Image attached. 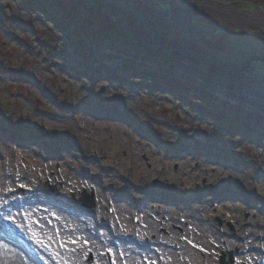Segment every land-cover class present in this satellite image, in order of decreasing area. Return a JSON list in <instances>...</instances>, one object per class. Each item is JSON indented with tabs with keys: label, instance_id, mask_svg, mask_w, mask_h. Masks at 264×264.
<instances>
[{
	"label": "rangeland",
	"instance_id": "obj_1",
	"mask_svg": "<svg viewBox=\"0 0 264 264\" xmlns=\"http://www.w3.org/2000/svg\"><path fill=\"white\" fill-rule=\"evenodd\" d=\"M62 3L71 9L69 19L81 29L82 52L54 12L38 14L27 0H0V194L3 189L12 192L6 199L5 216L11 214L17 220L19 209L24 215L22 207L33 206L71 217L80 226L77 234L82 232L95 241L91 249L85 250L88 243H84L75 251V262L81 258L85 264H96L95 259L106 252L116 264L131 258L138 264H160L163 249L170 258L175 254L176 260L170 264H185L182 243L211 220L205 239L214 254L213 264H219L221 252L228 261V251L240 264H264V14L259 15L261 21L246 23L231 12L264 10V0L210 1L208 5L216 8L210 17L204 3L190 9L177 0ZM50 9L47 6L48 12ZM221 10L228 12L219 14ZM186 12L190 13L186 16ZM95 17L138 47L130 42L121 46L114 36L97 39ZM150 49L166 60L155 62L158 55L145 53ZM196 62L205 65L196 69ZM214 63L221 64L216 67L218 72L208 71L207 64ZM162 79L170 87L164 86ZM184 85L200 92L198 97L208 96L207 106L190 108V98L174 93ZM208 114L216 115L217 120L207 119ZM234 114L247 117L249 128H241ZM77 122L82 123L81 130H77ZM139 124L156 133L140 131ZM155 139L172 148L158 145ZM92 147L101 161L86 160ZM28 155L41 163L27 161ZM121 161L136 167L118 168ZM17 163L18 173L14 172ZM101 166L111 169L104 172ZM189 166L197 176L188 178H196L199 184L204 179L205 184L182 207L187 217L177 219L180 198L158 191L190 187ZM46 180L58 194L62 191L75 199L82 198L83 189L89 193L92 188L101 211L95 217L66 209L48 196ZM15 183L32 184V191L17 192ZM131 185L156 192H135ZM116 191L127 194L121 210L117 202L122 199L115 196ZM132 195L143 198L141 209L131 205ZM107 202L116 210L115 223L122 222V211L125 224H129L130 212L138 210L139 224L150 244H117V238L97 227L103 223ZM192 210H201V215L192 214ZM203 210L208 211L210 220ZM214 217L223 223L218 225ZM55 228L65 232L57 223ZM171 231L177 240L161 246L159 238H168ZM131 232L125 226L124 233ZM2 235L10 233L0 232V256L19 258L23 264H36L35 260L42 264L28 248L30 238L15 234L8 240ZM98 241H104V246ZM196 248L204 261L209 251L202 244ZM43 255L49 264H57L51 255Z\"/></svg>",
	"mask_w": 264,
	"mask_h": 264
},
{
	"label": "bare ground",
	"instance_id": "obj_2",
	"mask_svg": "<svg viewBox=\"0 0 264 264\" xmlns=\"http://www.w3.org/2000/svg\"><path fill=\"white\" fill-rule=\"evenodd\" d=\"M204 4L207 5L206 3ZM212 12L213 14H215V11H212ZM187 13H190V12H186V16H187ZM218 13L220 14V12ZM259 18H262V17H259ZM84 131L85 130H82V132ZM88 133L91 134L90 132ZM115 135L117 138V131H115ZM90 142L92 143L93 141L90 139ZM33 160H35V164L41 163L40 160L34 159L33 156L32 157L29 155L27 156V161H33ZM68 161L69 159H67V163ZM119 164L120 166L119 167L117 166L118 168H127L128 166H131L133 168L136 167L130 161H126V162L121 161V163ZM113 165L116 167L115 164ZM15 167L17 168H14V172L18 173L20 171L19 163H17ZM65 172H67V170H65ZM167 173L169 174L170 178H172L173 174L169 172ZM186 183H189V182L186 180ZM19 185L20 184L15 183L14 188L16 190H19L22 188L23 191H27V192H29L32 189V184L28 186L25 185L24 187L23 186L21 187ZM6 190L7 189H3L1 191L2 194H0V197H5V199L0 198V229H2V231L0 232H4V230L12 229L11 232H13L12 233L13 235L22 234L23 236L27 237V239L30 238V240H28L29 241L28 248L33 252L34 255H36L35 257H37V259H39L42 264H49L48 260H45L43 252L47 253L48 255H51L54 259H56L57 264H85L81 258H78V262H75L74 260V258L76 257L75 251H77L78 248L83 247L84 246L83 244L85 243V241H87L88 245L85 246L84 249L85 250L91 249L95 241L94 239H90L89 237L86 238L85 237L86 235L82 232L79 235L77 234V230L80 229V226L76 220L66 215L58 214L57 212L53 213L51 211H46L42 209L37 210L36 208H33V206L22 207L23 208L22 212L24 213V215L21 213V210L19 209V212H18L19 218L17 220L13 218L14 222L12 220L5 219V217H8V215L5 216L6 215V213L4 212L5 206H6L7 201H9L6 199H10L9 196L12 194V192H10L9 190L8 191ZM59 196H60V199L66 198V196L62 193L59 194ZM126 198L127 196H124L122 198V201L117 202L119 203L117 204V206L119 207L120 210L123 206L122 204H124L123 200L125 201ZM66 200H74L75 204L77 203L75 199H66ZM187 203H188V200H185V199L179 201V204L182 206H178L179 214L177 215V219L181 217H187V212L182 208L186 206ZM32 205L34 204L32 203ZM138 207H142V206L139 205ZM200 211L201 210H198V211L192 210V214L201 215ZM215 211L216 212L220 211L217 206L215 208ZM203 213L206 215V220H210V215H208V211L203 210ZM115 215H116V210L114 209L112 212V215L108 217L107 222L108 224L112 225V221H113V226H112L111 231L112 233L117 235V224H115L113 220ZM132 216L133 215H131V217ZM10 217H12L11 214H10ZM120 218H121V221H124L123 219L125 218V215H123L122 211L120 212ZM170 218H172L173 220L174 215L173 217H170ZM55 219H57L56 223L60 226V228L62 230L64 229L65 231L64 233H62V231L60 232L56 231V228H55L56 223L54 222ZM139 220H137V223ZM196 220L199 221V218H197ZM206 223H208L207 227H209L211 226L212 222L210 220V221H206ZM120 225L122 224L120 223ZM127 227H130V230H131V223ZM143 227L144 226L141 223V224H138L137 230L135 229L136 233L134 236L136 240H145L144 238H145L146 233L144 232ZM207 227H200V229H198L197 231V234H193L192 237H187V234H185V237L187 238H186V241L182 243L183 246L181 247L184 250H186V256H184L183 258V262L185 264H213L214 263V254H210L212 253L211 248H209L210 245L209 246L206 245L205 238H207V234L209 233ZM151 228H152V225H150L146 229L149 230ZM146 229L145 231H147ZM132 232H135V231H132ZM201 232H207V233H204V235L199 236ZM168 235H169L168 238H164V237L159 238L158 241L160 242L161 246L166 247L168 243L175 242L177 240V237H175L176 234L174 232L171 231ZM192 239H194L193 240L194 242H191L193 244L189 243L188 241ZM70 240H77L78 243H75V244L70 243L69 242ZM100 241H98L99 246L100 244L101 246H104V241L103 242H100ZM201 244H202V247H204L206 250L209 251V253L206 254L204 261H201V259L199 258V251L196 248V246H201ZM61 245H64V246L62 247ZM96 255L97 257H100V252L97 250H96ZM174 255L171 254L172 257L170 258V256H168L167 253H165L163 249V254L161 253L159 263L160 264H166V263L170 264L171 262L176 260ZM108 256L109 255L105 253L103 258L101 257L96 258L95 259L96 264H98L102 260L104 261V264H107ZM210 256H213V257H210ZM112 261H113L112 264H116V260L114 257H112ZM131 262L132 264H138L136 258H131L126 261L127 264ZM0 264H23V262L19 258L9 257L7 255H1ZM235 264H240V262H236Z\"/></svg>",
	"mask_w": 264,
	"mask_h": 264
},
{
	"label": "trees",
	"instance_id": "obj_3",
	"mask_svg": "<svg viewBox=\"0 0 264 264\" xmlns=\"http://www.w3.org/2000/svg\"><path fill=\"white\" fill-rule=\"evenodd\" d=\"M30 3V6L32 5V8L35 10L38 14H42V15H48L49 13L54 12L57 16H59L58 18L61 19V21L65 24L66 26V32H71V38L74 40H77L78 43L80 44V49L81 52L84 51L83 48V44L81 42V40L79 39V33L78 31H80V28L76 27L77 23L74 22L72 19H69V16L71 14V9H69V7L65 8L63 7V3L62 0H27ZM64 1V0H63ZM47 6H49L51 9L48 12L47 10ZM61 10V11H60ZM95 19L97 20V25L98 27H96L93 31L100 37H96L97 39H102V40H108V38L113 37L114 38H118L119 40H117V42L121 45V46H129V42L132 44V46L135 44V48L138 47V43H136L135 41H129L128 39H125L123 37H119L117 35V33L112 32L111 28H109L106 24V22H103L100 20V17H95ZM110 25V23H109ZM99 41V40H98ZM142 49V48H141ZM140 50V49H139ZM151 51H147L145 52L147 54V56H157L155 59V62H162V59L166 60L165 57H160L161 55H159L158 53H156L155 51H153L152 49H150ZM124 51V50H123ZM127 52V51H125ZM152 52V53H151ZM162 53H164V50H161ZM128 53V52H127ZM164 62V61H163ZM169 62V61H168ZM162 64V63H160ZM205 65V63L203 64ZM200 64L194 63L193 67L196 69H200V66H203ZM208 67V71L212 72H218V70L216 69V67L220 66L221 64L219 63H214V64H207ZM169 68V67H168ZM167 68V69H168ZM187 79L189 78H193L192 76H186ZM200 82H198L197 84H199ZM165 86V85H164ZM163 86V87H164ZM197 90L195 88H193L192 90H190V88L186 85H184L181 89H179V91L175 90L174 93H177L176 95H178L180 98L182 99H186V98H190L193 102H190L191 104L189 105L190 108L193 109L194 105H198L201 107H206L207 105V100L209 99L208 96H204L203 94L198 97L197 94H200V92H196ZM200 91L202 93L205 92V88L204 89H200ZM211 97V95H210ZM195 102V103H194ZM212 111V108H211ZM235 117L237 118V122L239 124V126L241 128L247 129L249 128V124L246 120L242 119L241 117L238 116V114H234ZM212 118V120H217L216 119V115H211L210 116ZM207 119H209V117H206Z\"/></svg>",
	"mask_w": 264,
	"mask_h": 264
},
{
	"label": "water",
	"instance_id": "obj_4",
	"mask_svg": "<svg viewBox=\"0 0 264 264\" xmlns=\"http://www.w3.org/2000/svg\"><path fill=\"white\" fill-rule=\"evenodd\" d=\"M145 4H150L149 1L150 0H142ZM179 2V4L182 6V7H189L190 9H192L193 7H195L196 5H198V3H206L207 5H205L209 11L208 13H206L209 17L214 15L213 14V10L216 9L215 6H209L208 3L210 1H215V0H177ZM233 1H225V4L226 3H232ZM249 4L253 7V8H256V6L252 3V2H249ZM227 13L228 11L227 10H221L220 13ZM231 12L235 13L236 15H238V17H243L244 19H246V23H249V22H254V21H258V20H262V18H259L257 16L259 15H263L264 14V10L259 8L257 9L255 12H249V13H241V12H238L237 10L235 9H232ZM175 19H178L177 17H175ZM193 27V26H192ZM194 29H197L196 27H194ZM198 30V29H197ZM83 194H85V191L83 192ZM92 195V194H91ZM91 195L89 196H86V199L87 201L84 203L85 205L87 206H91L93 204V202L91 201ZM216 221L221 224V220L219 218H216ZM229 226V228L232 230V226L228 223L227 224ZM229 254V259L228 261L225 260V254L224 253H221L220 257H219V264H230L232 261H233V257H232V254L230 252H228Z\"/></svg>",
	"mask_w": 264,
	"mask_h": 264
},
{
	"label": "snow or ice",
	"instance_id": "obj_5",
	"mask_svg": "<svg viewBox=\"0 0 264 264\" xmlns=\"http://www.w3.org/2000/svg\"><path fill=\"white\" fill-rule=\"evenodd\" d=\"M5 219H9V220H12L14 222V219L12 217H10V216L5 217ZM69 242L73 243V244L78 243L77 240H70ZM85 243H87V241H85ZM61 246L63 247L64 245H61Z\"/></svg>",
	"mask_w": 264,
	"mask_h": 264
},
{
	"label": "flooded vegetation",
	"instance_id": "obj_6",
	"mask_svg": "<svg viewBox=\"0 0 264 264\" xmlns=\"http://www.w3.org/2000/svg\"><path fill=\"white\" fill-rule=\"evenodd\" d=\"M131 242H132L131 240L127 241V243H131Z\"/></svg>",
	"mask_w": 264,
	"mask_h": 264
}]
</instances>
